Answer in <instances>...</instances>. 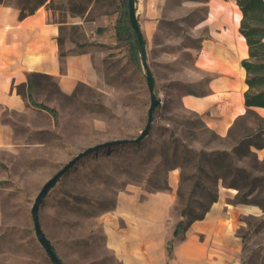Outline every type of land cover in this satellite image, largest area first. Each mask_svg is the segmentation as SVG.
<instances>
[{"label": "rangeland", "instance_id": "374dc122", "mask_svg": "<svg viewBox=\"0 0 264 264\" xmlns=\"http://www.w3.org/2000/svg\"><path fill=\"white\" fill-rule=\"evenodd\" d=\"M1 1L27 10L44 3L52 19L65 22L61 53L71 49V42L91 49L92 76L65 91L57 76L35 73L26 107L4 111L12 127L0 151V264H55L34 232V198L58 168L87 146L140 133L150 106L147 73L139 46L134 58L125 35L116 33L127 0ZM208 1L136 0L160 102L141 140L107 145L79 158L43 198L40 223L64 264H130L123 261L125 251L116 253L108 245L109 229L127 225L130 215L138 222L125 207L156 205L161 200L150 195L158 191L168 193L160 222L172 228L181 218H202L223 191L226 207L255 205L257 213L237 215L236 227L232 211L219 223L235 228L243 261L264 264V111L246 107L220 134L204 119L214 107L200 111L185 101L189 94L209 93L218 75L198 63L205 42L213 39L209 26L200 24ZM102 14L115 19L100 25ZM189 224L171 238L168 264H175V243ZM215 241L197 250L206 258L196 264H225Z\"/></svg>", "mask_w": 264, "mask_h": 264}, {"label": "crops", "instance_id": "0c3cea01", "mask_svg": "<svg viewBox=\"0 0 264 264\" xmlns=\"http://www.w3.org/2000/svg\"><path fill=\"white\" fill-rule=\"evenodd\" d=\"M135 11L138 19L136 0ZM19 12L20 8L17 5L0 1V151L1 147L6 145L4 143L8 141V132L12 127L11 123L5 122L4 111H18L26 107L30 74L46 73L57 76L61 88L68 91L78 80L92 76L93 71V61L89 56L91 49L83 47L86 43L71 42L69 44L71 49L61 53L59 36L61 25L65 22L61 23L52 19L44 3H40L32 12L23 16ZM110 19H115L114 14H102L99 18L100 25L107 24ZM139 26L142 31L140 22ZM210 89V92L205 95H195L206 97L202 108L191 106L200 111H205L206 106L214 107L215 111L206 114L204 119L223 134L230 122L241 115L246 108L244 91L242 90V98L239 100L242 108L236 110L234 104L228 105L230 96L226 94L217 96L212 85ZM251 107L259 108V105ZM174 175L176 177V172L172 171V177ZM167 195L165 191L153 192L150 198L161 200L156 205L148 206V204L144 205V202H139L141 205L135 209L125 207L126 211L129 210L127 212L129 215L131 210L135 215L137 214L138 222L131 221L130 215L131 220L127 225L119 229H109L108 245L116 253L125 251L123 259L125 263L168 264L170 258L167 253L168 241L178 235H173L174 227L160 222L167 210ZM225 195L227 192L223 191L205 215L193 220L189 224L188 231L177 240L175 264H196L201 259L205 260V255L201 256L197 250L211 246L213 239L216 240L217 247L223 248L221 257H225V264H254L248 260L243 261L242 254L238 251L242 242L240 236L234 231L235 228L230 224H221L219 220L231 218L232 211L237 221L234 226L236 227L239 221L237 215L246 211L257 213V208L255 205L244 207L230 203L228 205L232 206L226 207L224 206ZM153 220L158 221L153 222ZM201 233L202 238L199 237ZM203 262L205 264V261Z\"/></svg>", "mask_w": 264, "mask_h": 264}, {"label": "bare ground", "instance_id": "6f19581e", "mask_svg": "<svg viewBox=\"0 0 264 264\" xmlns=\"http://www.w3.org/2000/svg\"><path fill=\"white\" fill-rule=\"evenodd\" d=\"M209 11L202 25H208L213 39L205 42L198 63L213 70L218 75L212 77L211 85L216 95L230 96L228 105L241 109L239 100L242 90L247 86L243 79L245 68L240 59L248 54L245 36L238 30L242 11L233 0H209ZM206 97L190 95L185 101L195 107L202 108ZM264 111L263 106H259Z\"/></svg>", "mask_w": 264, "mask_h": 264}, {"label": "trees", "instance_id": "16d2710c", "mask_svg": "<svg viewBox=\"0 0 264 264\" xmlns=\"http://www.w3.org/2000/svg\"><path fill=\"white\" fill-rule=\"evenodd\" d=\"M1 1V0H0ZM239 5L242 16L240 18V32L245 36L248 45V56L241 59V64L245 68V82L247 87L245 88L244 103L248 108L252 105H259L264 107V0H236ZM20 8L19 14L21 16L26 13L32 12L34 8L28 10L18 6ZM117 35H125L130 43V50L134 58L137 57L138 42L133 36V30L131 29L128 19V13L122 11L117 18L116 22ZM84 44V43H82ZM28 85V95L30 98V76ZM35 105H42V107L49 109L51 112H55L53 108L40 103H34ZM215 200V197L212 198ZM197 218L195 216L189 222H186L183 218L179 219L173 229V235H180L181 232L187 227V225ZM172 252V241L169 240L167 244L168 256Z\"/></svg>", "mask_w": 264, "mask_h": 264}, {"label": "water", "instance_id": "95a60500", "mask_svg": "<svg viewBox=\"0 0 264 264\" xmlns=\"http://www.w3.org/2000/svg\"><path fill=\"white\" fill-rule=\"evenodd\" d=\"M127 6V13H128V19L130 22L131 29L133 30L135 37L137 39L139 49H140V55L142 58V62L144 65V68L147 73V81H148V87L150 92V106L148 108V116L147 121L140 131V133L135 137H124V138H114V139H108L104 140L92 145L87 146L85 149L79 151L74 156H72L69 160H67L60 168L56 170L41 186L39 191L37 192L34 201L31 206V216L34 226V232L42 246L44 247L46 253L49 255V257L55 262V264H64L61 258L58 256L57 252L55 251L53 244L45 234L39 218V207L40 204L49 191V189L54 186L56 181L59 179V177L65 173L73 164L77 162V160L90 152L97 150L101 147L116 144V143H124V142H137L141 140L150 130L151 122L153 119V111L157 103L160 102V99L156 97L154 90H153V76L151 73V70L149 68L148 62H147V54H146V44H145V38L142 34V31L139 26V22L136 16L135 11V0H127L126 1Z\"/></svg>", "mask_w": 264, "mask_h": 264}]
</instances>
